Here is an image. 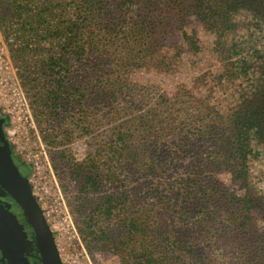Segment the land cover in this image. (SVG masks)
<instances>
[{
  "label": "trees",
  "instance_id": "16d2710c",
  "mask_svg": "<svg viewBox=\"0 0 264 264\" xmlns=\"http://www.w3.org/2000/svg\"><path fill=\"white\" fill-rule=\"evenodd\" d=\"M242 13L264 21V0H0L35 117L53 119L59 147L90 137L71 173L88 251L109 248L120 264H264V194L248 185L264 150V86L223 110L201 76L172 89L134 79L173 75L200 52L198 26L222 63L217 86L246 78L264 58L228 41ZM20 173L28 184L23 162Z\"/></svg>",
  "mask_w": 264,
  "mask_h": 264
},
{
  "label": "rangeland",
  "instance_id": "374dc122",
  "mask_svg": "<svg viewBox=\"0 0 264 264\" xmlns=\"http://www.w3.org/2000/svg\"><path fill=\"white\" fill-rule=\"evenodd\" d=\"M236 22L237 30L229 36V43L236 45L242 56L247 57L255 50L264 58V21L242 13L236 17ZM196 30L201 45L200 52L196 55L186 53L173 75L138 73L134 79L138 82L151 80L161 89H172L176 84L184 82L191 86V81L201 76L204 80L198 83L209 89L208 93L203 90L202 96L209 95L207 103L212 105L218 101L223 110L232 108L242 93L253 94L260 84L264 86V61L259 59V63L250 69L249 76L218 87L215 78L222 63L212 55L211 36L199 26ZM31 94L22 85L12 63L8 44L0 31V110L7 119L6 138L15 159L28 166V184L53 233L62 264H120L118 257L108 252L109 248L88 251L72 213L74 205L78 204L81 197H85V193L82 195L79 192L71 173L75 163L86 157L90 143L86 144L90 137L77 138L76 136L80 137V133H77L68 144L61 147L55 145L62 140L63 135L54 128L52 118L49 120L50 124L45 121L42 124L40 121L43 119L35 117ZM102 126L101 131L105 137L108 125L102 123ZM44 128L50 132L45 133ZM49 133L56 137L51 143L46 137ZM96 135L94 132L93 136ZM59 151H64L62 158L56 155ZM21 172L27 175V170L22 167ZM248 185L252 191L264 194L263 149L258 158L248 163Z\"/></svg>",
  "mask_w": 264,
  "mask_h": 264
},
{
  "label": "flooded vegetation",
  "instance_id": "af4514ba",
  "mask_svg": "<svg viewBox=\"0 0 264 264\" xmlns=\"http://www.w3.org/2000/svg\"><path fill=\"white\" fill-rule=\"evenodd\" d=\"M6 126L7 119L0 110V149L7 155L9 153L14 166L21 175L20 163L12 154L6 138ZM0 264H40V256L31 227L20 207L1 187Z\"/></svg>",
  "mask_w": 264,
  "mask_h": 264
},
{
  "label": "water",
  "instance_id": "95a60500",
  "mask_svg": "<svg viewBox=\"0 0 264 264\" xmlns=\"http://www.w3.org/2000/svg\"><path fill=\"white\" fill-rule=\"evenodd\" d=\"M0 187L20 207L31 227L40 256V264H62L53 233L32 190L14 166L9 153L5 154L1 149Z\"/></svg>",
  "mask_w": 264,
  "mask_h": 264
},
{
  "label": "built area",
  "instance_id": "2783aa9c",
  "mask_svg": "<svg viewBox=\"0 0 264 264\" xmlns=\"http://www.w3.org/2000/svg\"><path fill=\"white\" fill-rule=\"evenodd\" d=\"M31 189V188H30ZM32 190V189H31ZM32 194H33V192H32ZM33 196H34V194H33ZM35 197V196H34ZM35 199H36V197H35ZM37 200V199H36Z\"/></svg>",
  "mask_w": 264,
  "mask_h": 264
}]
</instances>
